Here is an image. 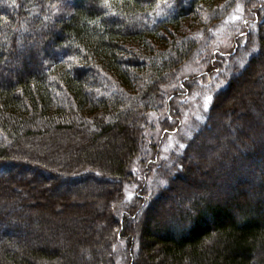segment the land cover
I'll return each mask as SVG.
<instances>
[{
    "label": "trees",
    "instance_id": "obj_1",
    "mask_svg": "<svg viewBox=\"0 0 264 264\" xmlns=\"http://www.w3.org/2000/svg\"><path fill=\"white\" fill-rule=\"evenodd\" d=\"M248 1L0 0V264H115L124 242L128 264H264V0ZM241 4L248 13L209 86L204 124L160 160L158 146L145 150L153 115L168 114L175 85L192 89L182 70L214 47L217 13ZM237 83L256 98L247 104ZM199 163L211 167L192 176ZM214 168L238 174L232 194L205 193L202 177L222 182ZM36 172L52 179L42 190L52 195L14 199L17 179L35 183ZM94 178L100 187L81 198L78 187L52 191ZM170 196L191 206L159 203ZM86 211L89 223L78 217Z\"/></svg>",
    "mask_w": 264,
    "mask_h": 264
},
{
    "label": "rangeland",
    "instance_id": "obj_2",
    "mask_svg": "<svg viewBox=\"0 0 264 264\" xmlns=\"http://www.w3.org/2000/svg\"><path fill=\"white\" fill-rule=\"evenodd\" d=\"M258 1V0H257ZM263 1V0H260ZM245 2H250L248 0H245ZM223 4L221 3L219 7H222ZM248 7L246 5H238L236 7V13H232V12H219L217 13L218 17H221L223 15V17H221L220 22L216 21L215 24L219 25L218 28L216 30L213 31V48L209 50L208 54L206 55L204 61H200L198 63L195 64H191V65H187L183 70H182V74L181 77L183 78H189L192 76H195V80L192 81V89L186 90V86L185 85H180V83L178 85H175L172 89H170V106L167 109L168 114H163V115H153V120H154V124L152 125V129L149 130L148 134H147V141H146V147L145 150L149 152V150L151 151V147L153 146H158L159 152L160 154V160H165L166 158H170L172 155L176 156L180 153L181 149L183 148L180 145H184V142L182 143V139H184V141L186 142L191 136L192 134L198 130L205 122L206 119V115L208 112V109L210 107L211 101H212V97H213V93L212 92V87H209L211 84L212 79L215 78H220V74L222 72H226V66L228 65V63L231 61V59L233 58L235 52H233V45L231 43V40L233 38L234 35H236V33H238L239 29H240V23L242 22V19L245 18V16L248 13ZM201 14V13H199ZM210 14L207 12H204L202 17L205 20H209L210 19ZM212 17V16H211ZM238 31V32H237ZM241 31V30H240ZM217 51L219 54H214V52ZM213 55V56H212ZM217 55V59H216V65L219 66V68H217V70L214 68L213 73L211 74H206V71L208 70L209 66H210V60ZM237 64V63H236ZM31 66V64H30ZM32 69L35 67L32 64ZM211 77V78H209ZM198 81H200L201 84L206 83V85H204V88H195L194 85L198 84ZM207 82H209V84H207ZM194 83V84H193ZM225 82H223L222 80L219 81L220 85H224ZM212 86V85H211ZM211 88V89H210ZM238 88L239 92L241 95H245L246 98V103L248 104L249 101L254 100L256 97L254 96L255 90H252L250 92H245V87L241 84V83H237L236 84V89ZM167 91H169L167 89ZM188 91V92H187ZM174 92H177V94L175 95ZM186 92V93H185ZM169 93V92H167ZM175 95V96H174ZM210 97V100H207L206 102V98ZM222 101H225L228 105L231 104V106H235L237 104V102L232 99L230 97V95L225 96L223 98ZM172 103V104H171ZM239 108H241V106H239ZM247 111H251L249 108ZM172 117H169L171 116ZM257 116V115H256ZM174 117V118H173ZM163 121V122H162ZM162 122V123H161ZM164 126V127H163ZM234 127L237 128V126L235 125ZM167 130L168 132H165L164 130ZM216 131H221V128H218ZM198 147V146H197ZM192 158V156H191ZM159 163H161V161H159ZM173 163V162H172ZM143 167V166H142ZM142 167L140 168V166L136 167L135 173L137 175L138 178V185L137 187L140 188L141 186H139L141 184V178L140 177H144L145 172L142 169ZM211 166L205 165V164H197L195 165V167H193V173L192 176H200L202 174H204L205 171H207V168H209ZM153 170V168H151ZM16 170H20V171H24L27 173V177L30 179V175L34 174V168L33 167H24V168H17ZM214 173L215 176H218L221 178L222 182H219L218 178L216 179H212L210 177L206 178H201L199 181H201L203 183V187H206V192L208 193L209 190H215L217 193H219L220 195H230L232 194V192L229 189L230 186V182L234 183V177L238 176V174L232 173L230 170L228 171V169H219V168H214ZM35 172V171H34ZM238 172H242V169H237V173ZM235 174V175H234ZM243 175V174H242ZM147 176V175H146ZM228 177L227 179H229L228 183L226 182V184L223 182V177ZM247 177H250L249 174H246ZM32 178V177H31ZM219 178V179H220ZM35 180L36 182L34 183H23V178L21 179H17V187L16 189L18 191H21L19 196L15 197L14 199H19L21 197H27V196H35V200L38 201H43V199H45L44 196H42V193L44 192L46 195L51 194L52 192H48L47 189H45L43 192L42 190L44 188H47L49 186V184L51 183L50 181H52V179H49L45 174H39L36 172L35 174ZM188 178L185 176L184 179H180V182H185ZM190 179V177H189ZM232 179V180H231ZM95 180L97 181L96 178H94L93 180L90 179H85L83 181H80L78 183H73V184H65L67 185L64 189V181L63 180H57L56 185H55V189H52V191L56 190L57 188H59V190L57 189V193L59 192L60 194H65L66 190L70 189L71 186L72 187H78L79 189H85L84 191H79L80 193V198L81 196H83L84 194L88 193L89 190L91 189H95V188H99L100 186H98V182L95 183ZM214 180V181H213ZM149 184L147 185V189L148 191H155V187H156V183L154 181L151 180V178L149 179ZM164 180H162L161 182L163 183ZM154 182V183H153ZM252 182V181H251ZM158 183V182H157ZM97 184V185H96ZM107 185V184H106ZM63 187V191L60 190V188ZM143 187V186H142ZM213 187V188H212ZM76 188V189H78ZM136 188V186H135ZM159 188V187H158ZM210 188V189H209ZM137 189V188H136ZM232 189V188H231ZM233 190V189H232ZM51 191V190H49ZM77 192V193H78ZM28 194V195H27ZM25 197V198H26ZM54 199V197H52V200ZM132 197L130 198V196H128V200L127 201H132ZM49 199H46V201H48ZM5 201V199L3 200V197L0 196V216L3 214L2 212V208H1V204H3ZM54 201V200H53ZM56 201V200H55ZM75 198L71 195H68V202L69 203H75ZM82 201V200H81ZM85 202L88 204L90 202V200L87 199V197L85 196ZM56 203V207L55 210H60L62 209L63 205L62 202L60 200H57ZM161 205H165L166 208H170L174 207L175 205H177L180 208H185L188 209L189 206H191L188 203V200L185 199H179L176 196H170L168 199H161V201L159 202ZM100 210V207L97 208V211ZM101 211V210H100ZM99 211V212H100ZM91 215L92 212L90 211H86V212H79L78 213V217L81 219H84L86 221V223H89L91 221ZM5 230L4 228H2L0 226V233H3ZM16 233V232H15ZM19 234V233H16ZM126 243H119V246H117L116 251L114 252L116 254V258H115V264H128L129 260H128V255L126 252ZM55 248V247H54ZM156 254V253H155Z\"/></svg>",
    "mask_w": 264,
    "mask_h": 264
},
{
    "label": "snow or ice",
    "instance_id": "obj_3",
    "mask_svg": "<svg viewBox=\"0 0 264 264\" xmlns=\"http://www.w3.org/2000/svg\"><path fill=\"white\" fill-rule=\"evenodd\" d=\"M211 98L210 97H208V98H206V102H207V100H210ZM181 147H183V145H180Z\"/></svg>",
    "mask_w": 264,
    "mask_h": 264
}]
</instances>
